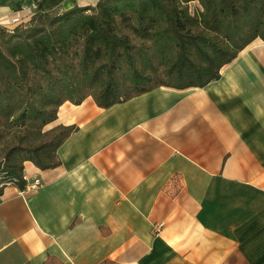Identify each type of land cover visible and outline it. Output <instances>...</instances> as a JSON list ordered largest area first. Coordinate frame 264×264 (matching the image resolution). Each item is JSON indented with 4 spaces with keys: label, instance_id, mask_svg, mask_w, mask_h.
Masks as SVG:
<instances>
[{
    "label": "crops",
    "instance_id": "crops-1",
    "mask_svg": "<svg viewBox=\"0 0 264 264\" xmlns=\"http://www.w3.org/2000/svg\"><path fill=\"white\" fill-rule=\"evenodd\" d=\"M96 2L0 0V24ZM57 124L78 126L60 164L0 196V264H264L263 38L204 86L66 100Z\"/></svg>",
    "mask_w": 264,
    "mask_h": 264
},
{
    "label": "trees",
    "instance_id": "trees-1",
    "mask_svg": "<svg viewBox=\"0 0 264 264\" xmlns=\"http://www.w3.org/2000/svg\"><path fill=\"white\" fill-rule=\"evenodd\" d=\"M258 37L264 0H97L0 24V196L6 182L25 187L26 160L60 164L78 126H45L66 100L109 107L160 85L204 86Z\"/></svg>",
    "mask_w": 264,
    "mask_h": 264
},
{
    "label": "built area",
    "instance_id": "built-area-1",
    "mask_svg": "<svg viewBox=\"0 0 264 264\" xmlns=\"http://www.w3.org/2000/svg\"><path fill=\"white\" fill-rule=\"evenodd\" d=\"M36 3H32L30 7L27 8L25 14L19 15L15 18V20H19V22L28 21L30 16H32L36 12ZM23 179L26 181L25 187L22 188V192L36 188L42 184V180L40 177L30 178L25 172L23 173ZM8 184H14L11 181L6 182ZM164 225V222H160L154 226L155 231H160L161 227Z\"/></svg>",
    "mask_w": 264,
    "mask_h": 264
},
{
    "label": "rangeland",
    "instance_id": "rangeland-1",
    "mask_svg": "<svg viewBox=\"0 0 264 264\" xmlns=\"http://www.w3.org/2000/svg\"><path fill=\"white\" fill-rule=\"evenodd\" d=\"M195 6H197V2H195V1L191 2V8H195ZM45 127L48 128L49 124Z\"/></svg>",
    "mask_w": 264,
    "mask_h": 264
}]
</instances>
